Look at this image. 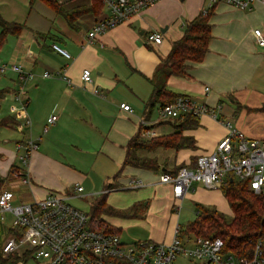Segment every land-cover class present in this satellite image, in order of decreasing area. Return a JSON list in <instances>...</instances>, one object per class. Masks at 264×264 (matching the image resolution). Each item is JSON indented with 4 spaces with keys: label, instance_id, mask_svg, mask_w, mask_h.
<instances>
[{
    "label": "crops",
    "instance_id": "1",
    "mask_svg": "<svg viewBox=\"0 0 264 264\" xmlns=\"http://www.w3.org/2000/svg\"><path fill=\"white\" fill-rule=\"evenodd\" d=\"M58 2L68 9L90 5V0ZM205 5L206 0H198L194 6L176 15L174 20L166 16L159 17L156 23L141 19L142 27L137 28V19L149 15L151 5L124 23L98 35L89 44L87 34L98 20L92 14L79 18L76 22L77 29H71L60 15L53 13L42 3L36 2L30 8L29 0H0L1 18L23 26L19 34L7 35L0 45V59L7 65L19 64L26 72L34 75L32 80L25 83L22 98L26 103V114L31 119V126L26 130L28 139L38 143L37 149L29 155L26 166L16 165L18 159H15L14 152L0 145V157L6 156L0 163V173L9 180L7 184L0 185V193L4 190L11 191L12 204L18 205L33 199H43L54 194L56 189L61 190L71 184L69 190L65 189L66 193L59 194L67 196L69 200L84 192L81 180L89 181L77 163L87 159H91L92 163L93 157V165L88 170L95 167L102 174L101 178H106V182H109L111 174L123 162L125 145L137 134L141 122L153 134L141 136L144 140L180 132L176 129L178 122L159 117V104L151 109L146 107L152 91L149 80L160 60L167 56L172 43L183 36L186 22L195 18ZM250 18L255 22L246 26ZM209 23L211 40L204 59L200 63L189 64L182 77H170L166 88L174 95L186 96L213 108L222 117V121L230 122L247 137L264 139V50L255 44L252 36L254 29L264 30V7L254 4L251 10L242 11L219 3L213 8ZM158 31L162 34L161 43H146V36ZM54 44L67 51L70 58L65 59L53 51L51 46ZM123 64L129 65L131 69L121 77L118 70ZM86 69L91 72L92 82L89 84L81 80V74ZM44 72L49 73L50 77L43 78ZM122 79L124 83L121 82ZM121 83L123 88L127 84V98L132 99L135 108L130 99L127 100L124 96L121 103L129 104L131 112L119 108L121 103L115 93L120 90L118 88ZM20 85L16 74L7 72L0 76V91L5 92L0 110L5 107L8 114H12L11 108H19L15 97ZM205 88L209 89L208 92H205ZM94 89L98 93H94ZM246 109L256 111L261 116L246 122ZM53 115L57 117L55 123L44 132L46 119ZM198 120V127L182 131L183 136L194 139V148L158 147L147 152L156 161L160 174L170 173L179 166L192 167L198 156L215 151L226 134L225 127L208 115ZM16 121L18 125L15 127L0 129V142L3 144L7 145L14 140L16 147L22 142L21 138L15 140L8 135H1L2 129L21 133L22 123ZM105 163L109 164V170L101 166L106 165ZM14 169H21L23 176L12 174ZM123 171L133 174L125 182L127 190L150 186V178L156 177L157 173L132 167H126ZM32 172L35 178H43L47 182L45 187L35 182ZM60 177L62 181L58 179ZM63 179L67 182L66 185ZM119 179L118 183L122 187ZM131 179L140 181L142 186L130 188ZM20 185H29L33 192H26ZM75 185L81 186L82 192H74ZM19 189L26 193L20 194ZM137 193L133 200L147 202L148 206L143 220L136 221L150 222L152 227L146 240L157 243H169L172 240L174 229L179 225L169 227V224L173 219L175 222L179 219V212H176L178 203L186 200L192 201L195 206L221 203L219 188L207 189L197 182L192 183L190 190L181 199L174 198L172 188L164 184ZM6 215L10 216V226L6 228L0 241L2 244L9 239L13 223V215L8 212L0 213V221H5ZM159 222H166V226L159 229L161 226L156 227Z\"/></svg>",
    "mask_w": 264,
    "mask_h": 264
},
{
    "label": "built area",
    "instance_id": "2",
    "mask_svg": "<svg viewBox=\"0 0 264 264\" xmlns=\"http://www.w3.org/2000/svg\"><path fill=\"white\" fill-rule=\"evenodd\" d=\"M159 1L161 0H101L105 14L88 32V43L92 44L98 35L124 23ZM219 3L242 11L251 10L254 4L264 7V0H206L201 13L207 15ZM252 36L255 44L264 50V30L256 28L252 31ZM161 41L162 34L159 31L146 36L148 44L157 45ZM51 48L65 59L70 58L69 53L56 44ZM7 72L18 76L21 85L15 99L23 108L26 106L22 98L24 85L32 80L34 75L26 72L19 64L7 65L0 59V76ZM42 77H50V74L44 72ZM61 78L68 82L64 76ZM81 80L85 84L92 82L90 70H83ZM208 90L205 88V92ZM94 93H98V90L94 89ZM119 108L132 111L130 106L124 103H121ZM205 115L218 121L226 129V134L217 144L215 151L198 156L192 167H183L175 175L161 174L159 183L170 186L173 197L181 199L194 182L207 189H215L220 187L228 174H232L237 180H246L250 191L264 196V139L247 137L230 122L222 121L213 108L186 96H179L159 109V117L170 121H180L186 116L199 119ZM56 119L54 115L46 119L44 132ZM30 126L31 122L26 118L22 127ZM141 128L142 137L153 135L147 130L145 123L141 122ZM37 147V141L31 139L17 144L16 149L22 152L18 157L22 166L27 165L29 155ZM21 172V169H16L12 174L21 177ZM141 186L138 180L129 181L130 188ZM73 191L80 193L82 188L75 185ZM12 200L11 191L4 190L0 193V213H11L12 227L23 229V234L18 242L13 238L6 240L1 251L3 255H8L18 253L24 248L30 250L33 264H174L179 256L203 264H264L260 243L257 244L251 259L237 258L231 254H222L223 242L220 239L182 236L179 226L175 227L169 243L151 240L123 243L121 237L110 231L107 225L92 220L86 212L71 205L67 196L54 193L43 199H33L18 205H13ZM179 210L178 206L176 212Z\"/></svg>",
    "mask_w": 264,
    "mask_h": 264
},
{
    "label": "trees",
    "instance_id": "3",
    "mask_svg": "<svg viewBox=\"0 0 264 264\" xmlns=\"http://www.w3.org/2000/svg\"><path fill=\"white\" fill-rule=\"evenodd\" d=\"M36 2L42 3L53 13L60 15L71 29H77L76 22L86 14H92L97 17L96 19L104 15L101 0H90V5L87 7L79 6L69 9L58 0H29L30 8ZM211 14L212 10L207 15L200 12L191 21L186 22L181 39L173 42L167 56L160 60L152 79L149 80L152 91L146 104L148 109L157 104L163 106L171 103L179 97L167 90V80L170 77H182L186 74L189 64L200 63L204 59L211 40V24L209 23ZM22 28L23 26L7 22L0 16V45L4 43L7 35H17ZM4 93L0 91V102ZM176 122H178L176 129L180 130L177 134L144 140L141 138L143 129L140 127L137 134L128 140L124 147L125 156L117 173L112 176L110 182L106 183L100 196L90 200L87 214L92 220L107 225L110 231L120 236L121 228L109 223L111 218L141 219L146 215L147 202H136L129 209L119 211L108 205L106 199L109 192L120 187L118 179L126 167L159 171L156 161L150 158L147 152H152L158 147L194 148V139L183 136L182 131L198 127L199 120L193 116H186ZM15 125H18V122L13 117L0 120V129ZM183 167L188 166H179L166 174L175 175ZM1 184L2 180H0ZM219 190L229 206L231 219L228 220L214 207L196 204L195 219L181 228L182 236L208 240L220 239L223 242L222 254H231L242 259H251L257 244L260 243L261 258L264 261V196L250 191L246 180H237L232 174L226 176ZM9 233L21 239L23 229L12 227ZM1 248L0 243V264H33L30 250L3 255Z\"/></svg>",
    "mask_w": 264,
    "mask_h": 264
},
{
    "label": "rangeland",
    "instance_id": "4",
    "mask_svg": "<svg viewBox=\"0 0 264 264\" xmlns=\"http://www.w3.org/2000/svg\"><path fill=\"white\" fill-rule=\"evenodd\" d=\"M197 1L198 0H184L182 2H180V1H172L171 2L169 0H166V1L162 0L159 3L155 4L154 6L152 5L150 8V14L145 16V18H144V16H141L140 18H138L135 25L137 28H141L142 27L141 26V19H143L144 21H147V22H155L156 23V21L159 20V17H163V16H166V18H168V19L174 20L177 17L176 15L182 14L184 12V9L194 6ZM161 5H162V7H160ZM159 7H160V9H159ZM155 8H156V11H153V10H155ZM142 11H144V10H142ZM254 22H255V20L253 18H250L249 21L245 25L246 26L253 25ZM137 34H138V32H137ZM129 69H131L129 65L123 64L121 66V68L118 70V73L122 77L123 76L122 74H126L127 70H129ZM94 74H95V71H94ZM123 81L124 80L122 79L121 82L124 83ZM122 83L120 84V86L118 88L120 90L115 93L119 97L118 101L120 103H121V101H123V96L127 98V94H128L127 84H126V87H124L125 88L124 89L122 87ZM128 98L130 99V101L132 103L133 102L132 99L130 97H128ZM128 98H127V100H128ZM16 103L19 104L18 101ZM127 105H129V104H127ZM131 105L135 108L133 103ZM246 110H247V112L244 113L246 115V116H244L246 122L251 120L253 117L261 116L260 113L254 111V110H253L254 112H252V110H249V109H246ZM224 112H225V110H224ZM8 113L9 112H7L6 108L2 107L0 110V120L5 118V117L12 116L16 120H18L19 123H22V124L24 123L26 118H28L31 121L30 117L26 114L25 106L23 108H21L20 104H19V108H11L10 113H12V114H8ZM217 115L220 119H222V117L218 113H217ZM13 127H15V126H13ZM28 128L29 127H22V129L20 130L21 133H15V132L7 130V129H4V130L2 129L1 135H8L15 140H18L21 138L20 140H22V142H25L28 140V137H29V135H27V132H26V130ZM44 135H46V134H44ZM0 145L4 146V148L7 149L8 151L14 152V154L16 156L15 159L16 158L18 159V156L21 155V153H22L21 151H17V149L15 147L14 140H12L7 145L3 144V142H0ZM5 157H6L5 155L3 157L2 156L0 157V163H2V160ZM91 158H92V163H91V159L82 160V161H80V163H77L80 166V168L82 169L83 173L89 178V181H86V182H84V180H81L80 185L83 187L84 192H82L81 194H78L75 197L68 200L74 207H76V208H78L81 211L86 212V213L89 212L90 200L92 198L99 197L100 196L99 193L101 191H103V189L107 183L106 178H101L102 174L97 172L95 167L93 170H88L93 165V159L94 158L93 157H91ZM76 160H77V158L75 159V161ZM17 164L19 166L21 165V162L19 159L16 162V165ZM105 164L106 165H101V166L104 167L103 169L109 170L110 169L109 164H107V163H105ZM0 168H1V165H0ZM119 168H117L115 170V172H113L111 175L113 176L114 174H116ZM14 170H16V169H14ZM9 173H11V172H9ZM32 174H33V172H32ZM131 175H133V174H131L127 171L126 172L123 171L119 177L120 178L119 180L121 182L122 187H119L117 190L110 192L107 196L106 203L108 205H110L112 208H114L115 210L123 211V210L129 209L134 203L137 202L136 200H133L136 198V195L138 194L137 192L142 191V190H149L152 188H157L160 186L158 181H159V176L161 174H160V171H158L156 173V177L153 176L150 178V183H151L150 186H145L144 188H140L139 190H136V189L135 190H131V189L127 190V188L125 187V182L128 179V177ZM0 176H1L0 179L2 180V184L5 185L9 182V180L6 179V178H8L7 176H5L4 174H1V173H0ZM40 176L44 177V174H41ZM112 176L110 177V179L112 178ZM33 177L35 179V182L38 185H43L45 187V185L47 184V182L43 178H35L34 174H33ZM46 178L50 179L49 176H46ZM58 179L61 180V177ZM63 182H64V185H66L67 182L64 179H63ZM20 186L22 187V189L24 188L25 191L28 193L33 192L32 189L29 188L30 187L29 185H26V186L20 185ZM70 186H71V184H68L67 186H64L61 190L56 189L58 191L55 190V192H53V193L64 194V193H66L65 189L67 188L69 190V188H71ZM22 189H19V193L24 195L26 192ZM219 198L221 201L220 205H213L212 204L210 206L214 207L215 210H217L219 213L223 214L228 220H230L232 217V214H231V211L229 209V206H228L225 198L222 196L221 193H219ZM177 206H180V210H179V214H178L179 219L177 222H175V220L173 219L171 221V223L169 224V227H171V225L173 227L176 224H178L179 227L182 228L194 219L195 214H196L195 205L192 201L186 200L184 202L182 201L181 204L178 203ZM9 219H10V216L6 215L4 218L5 221H0V241L2 240V238L5 235L6 228H8L10 226L8 223ZM136 220H143V218H141V219H138V218L137 219L136 218L123 219V218L113 217V218H111L112 222L109 220V223H112L115 227L121 228V236L120 237H121V241L123 243H133V242H137L138 240H140V241L146 240L147 233L151 231L150 227H152L150 222L147 220L145 222H138V223ZM158 226H161V227H159V229H162L166 226V222H159L156 227H158ZM9 235L10 236L8 238H13L16 242H18L20 240L19 237L16 238L11 233ZM1 245H2V243H1ZM25 250H26L25 248H24V250L21 249L18 251V253H22ZM174 264H203V263L194 262V261L186 259L182 256H179V257H177V259H175Z\"/></svg>",
    "mask_w": 264,
    "mask_h": 264
}]
</instances>
